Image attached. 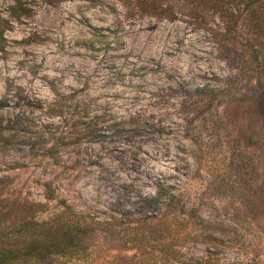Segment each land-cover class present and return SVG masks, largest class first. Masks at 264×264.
<instances>
[{
  "label": "rangeland",
  "instance_id": "rangeland-1",
  "mask_svg": "<svg viewBox=\"0 0 264 264\" xmlns=\"http://www.w3.org/2000/svg\"><path fill=\"white\" fill-rule=\"evenodd\" d=\"M162 1L0 0V214L75 226L13 264H264V0Z\"/></svg>",
  "mask_w": 264,
  "mask_h": 264
},
{
  "label": "trees",
  "instance_id": "trees-1",
  "mask_svg": "<svg viewBox=\"0 0 264 264\" xmlns=\"http://www.w3.org/2000/svg\"><path fill=\"white\" fill-rule=\"evenodd\" d=\"M120 1L125 5L127 13L130 17L139 14L151 15L159 18L166 15L167 17L174 16V11L172 10V7L166 6L162 0ZM253 13L254 14L252 18H256L255 22L260 21L258 25L255 23L256 35L259 37H264V9H254ZM251 22L253 21L251 20ZM248 46H250V48L252 49L251 58H249L248 63L255 64L256 66V87L259 88L262 92H264V44H258L254 40H249ZM204 95H206V97L207 95H209L210 98L206 101L207 103L205 104V106L195 107V114H197L198 112L201 113L205 111V107L207 109H210L212 103H214L215 95L213 96L212 93L196 94L198 98V103H201L204 98ZM235 132L236 134H238V137L233 141V144L230 145L233 155L235 156V163L233 165L236 169H238V171H241V175L246 173V176L249 175V178L251 179V170L253 171V169L251 168L250 163L252 161V157L246 155V153L249 152H244L243 150L237 147V145L241 143V135L244 133L242 130V126L239 125L236 128ZM244 147L249 149V147L251 146L245 143ZM7 213L8 211L0 214V264H13L14 262H20L21 260H26L35 256V253L40 250L36 245L38 242L36 241L37 236L39 234H46L51 229H62L64 232L63 236L66 237H64V241H62V243L53 244L50 248L54 247L59 253H66L65 251L69 250L70 247L73 246V244L70 243V231H72L73 228L70 227L75 226L72 224L64 222L65 224L59 225L51 222L39 223L32 220H24L23 222H21V224H16L13 222L9 224L7 223L6 226L5 221ZM10 225L13 227V229L9 230L8 226ZM33 236L36 237L32 238ZM29 237H31V239L27 241L26 239ZM39 241L42 242L40 239ZM8 243H11V245H9ZM42 243L44 244V242ZM50 248L46 247V250H50ZM47 253V251H44L42 252V255H47Z\"/></svg>",
  "mask_w": 264,
  "mask_h": 264
}]
</instances>
